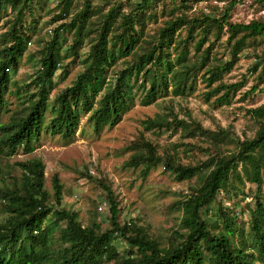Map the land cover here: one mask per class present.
<instances>
[{
  "label": "trees",
  "instance_id": "trees-1",
  "mask_svg": "<svg viewBox=\"0 0 264 264\" xmlns=\"http://www.w3.org/2000/svg\"><path fill=\"white\" fill-rule=\"evenodd\" d=\"M33 1L0 0V111L7 103L11 83L8 71L18 68L30 39L23 22L26 12L32 14ZM73 1H57L59 15L54 21L60 20V24L39 49V68L23 84L24 93L15 82L19 109L0 123V155L32 152L43 133L68 144L75 139L83 116L96 133L104 126L116 125L134 105L136 83L144 89L140 98L143 105L169 95L187 97L195 90L198 78L207 87V100L214 96L216 104H228L246 79L226 83L222 73L237 62L248 38L264 36V18L248 22L230 19L231 9L242 0H225L217 14L201 8L191 12L192 2L199 0H181L180 11L171 13L152 33L147 31L148 0H140L127 11L123 5L130 0H114L113 4L104 0L108 9L99 7L98 11L92 0H83L71 13ZM216 27L226 28L230 58L223 62L213 61L211 56L209 36ZM66 31L73 37L63 53L61 32ZM85 40L88 52L81 60V70L50 105L48 85L58 66L69 57L79 58ZM119 59L121 64L116 67ZM174 66L183 70L169 78L168 69ZM258 68L260 83L264 48L250 67L252 71ZM256 89L257 83L243 96L252 95ZM247 113L257 128L252 136L240 137L230 126L208 128L191 115L178 118L170 108L146 117L142 131L126 146L131 152L125 165L139 168L141 176L146 177L161 164L176 181L186 184L184 196L171 203L181 210V216L167 245L145 226L121 223L119 203L107 186L109 226L102 228L96 221L84 226L78 212L62 205L63 187L57 173L51 176L50 193L40 159L16 161L20 175L10 184H0V264H264V202L258 196L248 222L256 250L236 240V218L220 200L219 220L212 222L208 217L220 192L237 196L246 181L258 192L264 186V102L247 109ZM151 130L179 131L178 145L184 151L195 147L201 153L195 160L184 162L178 145L162 149L144 135ZM116 235L128 245L124 254L112 243Z\"/></svg>",
  "mask_w": 264,
  "mask_h": 264
},
{
  "label": "rangeland",
  "instance_id": "rangeland-1",
  "mask_svg": "<svg viewBox=\"0 0 264 264\" xmlns=\"http://www.w3.org/2000/svg\"><path fill=\"white\" fill-rule=\"evenodd\" d=\"M57 1L34 0L32 14L25 13L23 23L29 29L30 39L18 68L14 72L11 69L8 71L11 73V83L9 92L5 96L7 103L0 111V123L7 122L11 113L19 109L18 95L20 94L16 92L15 82L20 86V93H24L23 84L29 82L39 68V49L52 36L47 30H52L60 24V20L54 21L59 15ZM106 1L110 4L114 2V0ZM139 1L125 2L124 10H129ZM180 1L148 0L145 8V13L150 16L147 19V31L154 32L170 17L171 13H178ZM82 2L83 0H74L70 12L78 10ZM92 3L96 6L97 11L99 7L108 9L104 0H92ZM192 4L191 12L201 8L204 12L217 14L226 2L215 4L212 1H196ZM214 6H217L218 9L214 10ZM6 10L10 12L11 7L6 5ZM255 18H264V2L242 0L231 9L230 19L233 22H248ZM180 33L184 34V28H181ZM72 37L71 31L61 32L63 53L67 52ZM209 42L213 43L211 53L213 61L229 60L225 27L214 28L209 36ZM88 44V41L85 40L80 48L79 58L69 57L58 66L48 85L50 105L58 91L69 85L81 70V60L88 52ZM263 48L264 36L248 38L243 49L239 52L237 62L229 71L222 73L221 79L226 83L239 81L243 77L246 79L245 85L238 89L228 104H216L213 101L214 96L207 100L204 94L207 87L198 78L195 90L187 97L169 95L158 98L151 104L143 105L140 98L144 89L139 86V83H136L133 88L134 105L122 115L116 125L104 126L99 133H96L86 121V116H83L75 139L68 144L58 136L43 133L35 141V149L32 152L24 154L22 151H18L9 156L0 155V184H10L14 177L20 175V170L15 165L16 161L38 158L44 164L47 189L52 193L51 176L57 173L63 187L62 205L78 212L79 220L84 226L90 225L93 221L101 223L102 228L109 226L107 221L109 205L104 189V186H107L119 203L118 219L121 223L132 222L145 226L162 245H167L172 230L177 227L181 216V210L173 207L171 203L184 196L186 184L176 181L161 164L152 169L146 177L141 176L139 168L125 165L131 152L126 151V146L142 131V121L146 117L154 116L158 112H165L170 108L178 118L186 119L191 115L208 128L214 129L218 125L230 126L240 137L252 136L257 125L248 115L247 109L264 102V76L258 83L260 69L252 71L250 67L256 59V54ZM191 53H193L192 50ZM170 58L172 59V54ZM121 61L122 59L118 60L116 67L120 66ZM182 70V66L168 69L169 78ZM256 83V91L252 95L244 97L245 91ZM34 89V86L30 88L31 91ZM49 115L50 111L47 113V116ZM144 135L156 142L162 149L178 145L181 141L179 131L151 130L145 131ZM177 149L184 162L195 160L201 153L200 149L195 147L184 151V147L178 145ZM256 196L264 202V186L258 192L254 184L246 181L243 187H240L237 196H234L233 192H220L208 214L210 221L219 220L217 201L220 200L221 206L234 214L236 218V240L239 243L244 242L246 248L253 247L255 250L256 245L251 236L248 222L250 210L255 207ZM103 203L102 209H98ZM219 225H222L220 221ZM112 243L121 254L126 253L129 249L125 239L119 235L113 238ZM99 264L109 263L101 261Z\"/></svg>",
  "mask_w": 264,
  "mask_h": 264
},
{
  "label": "built area",
  "instance_id": "built-area-1",
  "mask_svg": "<svg viewBox=\"0 0 264 264\" xmlns=\"http://www.w3.org/2000/svg\"><path fill=\"white\" fill-rule=\"evenodd\" d=\"M199 1H200V2H201V1H202V2L212 1V2L215 3V4H219V3H224V2H226L225 0H199ZM199 1H197V2H199ZM194 5L196 6V4H194ZM47 32H48L49 34H51V29H48ZM103 206H104V203L101 204V205L99 206L98 209H102Z\"/></svg>",
  "mask_w": 264,
  "mask_h": 264
}]
</instances>
